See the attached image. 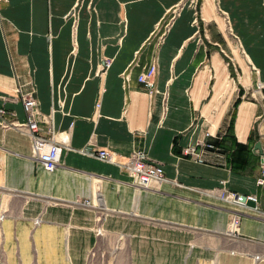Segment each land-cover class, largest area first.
I'll use <instances>...</instances> for the list:
<instances>
[{
	"label": "crops",
	"instance_id": "0c3cea01",
	"mask_svg": "<svg viewBox=\"0 0 264 264\" xmlns=\"http://www.w3.org/2000/svg\"><path fill=\"white\" fill-rule=\"evenodd\" d=\"M220 5L0 0V108L15 115L0 116L3 264H94L103 236L118 244L116 264H264V186L256 184L264 154V40L251 44L260 70ZM104 59L111 65L97 76ZM152 63L151 97L137 76ZM19 89L33 92L41 129L52 125L55 140L67 137L52 172L36 161L26 133L1 127L26 121ZM231 117L224 149L205 151L203 163L182 155L184 147L224 136ZM88 147L115 153L117 162L142 150L162 163L166 181L138 191L118 165L87 155ZM220 190L254 197L257 210L219 200ZM234 214L240 222L231 232Z\"/></svg>",
	"mask_w": 264,
	"mask_h": 264
},
{
	"label": "built area",
	"instance_id": "2783aa9c",
	"mask_svg": "<svg viewBox=\"0 0 264 264\" xmlns=\"http://www.w3.org/2000/svg\"><path fill=\"white\" fill-rule=\"evenodd\" d=\"M172 12L173 14H176L177 9H174ZM70 17H74L75 24L77 20V11L75 9H73L70 13ZM156 30L159 31V27H157ZM167 30L168 25L164 27L161 37H159L160 40L163 39L164 35L167 33ZM110 65L111 59H104L96 75H104ZM155 74L156 65L155 63H152L137 76V82L147 90L148 95L151 97L157 92L154 87ZM262 88V85L258 83V91H261ZM17 91L20 93V89ZM20 101L26 115V121L24 123H19L18 121L11 119V121L2 122L1 127L4 129L15 128L16 130L26 133L30 138L32 154L35 157L36 161L39 162V164L45 171L52 172L59 165L61 152L63 149V145L66 144L67 137L64 136L59 141L55 140L52 125H48L45 131L41 129L40 121L38 120V103L33 95V92H26L23 94L20 93ZM98 106L99 104H96V108H98ZM6 115H8L10 118H14L15 116L12 112L8 113L3 108H0V116ZM47 124H50V122H47ZM43 133H47L49 134V136H43ZM209 150H216V148L212 143H210V141H206L203 143H199L196 146L184 147L181 151L183 156L188 157L193 161L203 163V154L205 151ZM86 154L94 157L99 161L118 165V167L129 176V178L131 179V185L138 191L158 190L162 183L166 181L162 169V163L150 159L142 150L133 151L125 158V161L123 162H117L115 159L116 154L106 149L94 150L88 147ZM261 164L262 169L260 171V176L256 181V184L258 186H264V154L261 156ZM216 197L219 200L234 206L243 207L245 205V203L242 201V196L234 192L220 190V192L216 194ZM246 199L256 204V199L254 197L247 196ZM85 203L90 204L89 201ZM253 209L257 210V207L255 206ZM101 218V215L96 218L94 232L97 236L103 234V230L100 225ZM239 222L240 215L234 214L229 224L231 232L237 230ZM38 223V219L34 220L35 225H37ZM259 259L260 256L256 255L254 257V262L258 261ZM0 264L3 263L0 261Z\"/></svg>",
	"mask_w": 264,
	"mask_h": 264
},
{
	"label": "rangeland",
	"instance_id": "374dc122",
	"mask_svg": "<svg viewBox=\"0 0 264 264\" xmlns=\"http://www.w3.org/2000/svg\"><path fill=\"white\" fill-rule=\"evenodd\" d=\"M217 1L219 4H221L220 7L228 13L230 23L233 26V30L238 35L241 44L245 48L247 54H249V56L252 58L255 66L261 70L263 65L260 62L261 60H258V57L256 56V51L252 49L251 44H254L255 42H257V40L263 43L264 40V0ZM217 12L224 21L222 29L227 32L233 50H239V55H242V46L240 44L239 39L233 35L234 33L231 30L228 18L226 17V15L220 13L219 10H217ZM222 49L228 57H231V54L227 51L224 46H222ZM261 50H264V45L262 46ZM256 90L258 91L257 86ZM259 97H261L260 93ZM98 204L100 206L99 201ZM99 239L100 243L98 247L94 250L95 255L91 257V259L94 260V264H116L115 258L119 250L114 251L113 248L118 244H111L113 242L112 239H107L104 236L99 237ZM118 264L121 263L118 262Z\"/></svg>",
	"mask_w": 264,
	"mask_h": 264
},
{
	"label": "trees",
	"instance_id": "16d2710c",
	"mask_svg": "<svg viewBox=\"0 0 264 264\" xmlns=\"http://www.w3.org/2000/svg\"><path fill=\"white\" fill-rule=\"evenodd\" d=\"M232 125H233V119L231 117L230 124H229V126H228V128L226 130L225 135L224 136H219L218 138H216L215 140L210 142V143L213 144V146L217 150H220L221 148L224 149L223 144L225 142V138L232 134Z\"/></svg>",
	"mask_w": 264,
	"mask_h": 264
},
{
	"label": "water",
	"instance_id": "95a60500",
	"mask_svg": "<svg viewBox=\"0 0 264 264\" xmlns=\"http://www.w3.org/2000/svg\"><path fill=\"white\" fill-rule=\"evenodd\" d=\"M256 148L258 149L259 146L256 145ZM242 201H243L246 205H248V206H250V207H252V208H254V207L256 206V204H255L254 202L247 200V199H246V196H242Z\"/></svg>",
	"mask_w": 264,
	"mask_h": 264
}]
</instances>
